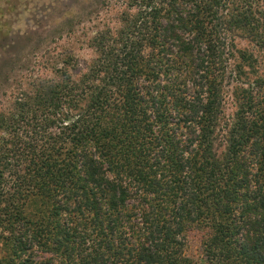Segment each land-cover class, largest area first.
<instances>
[{"label": "trees", "instance_id": "trees-1", "mask_svg": "<svg viewBox=\"0 0 264 264\" xmlns=\"http://www.w3.org/2000/svg\"><path fill=\"white\" fill-rule=\"evenodd\" d=\"M117 3L119 27L93 32L78 79L73 53L58 52L55 78L28 61L32 75L13 80L0 264H196L193 229L204 264H264V66L247 52L225 114L227 23L255 36L264 18L251 7L227 22L224 0L98 2Z\"/></svg>", "mask_w": 264, "mask_h": 264}, {"label": "rangeland", "instance_id": "rangeland-1", "mask_svg": "<svg viewBox=\"0 0 264 264\" xmlns=\"http://www.w3.org/2000/svg\"><path fill=\"white\" fill-rule=\"evenodd\" d=\"M98 2L99 0H12L11 2L0 0V27L6 25L9 30V35L0 39V67L7 65L3 69L1 78L7 77L11 81L9 85H3L0 90V110L5 111L8 109L6 107H11L13 104L11 95L18 91L13 80L32 75L27 71L30 68L27 65L28 61L34 62L33 66L37 67H32V70H37L40 76L53 78L54 70L64 67L61 60L65 57L57 59L56 53L72 52L75 63L68 67L72 77L78 79L87 70L94 57V51L87 45L93 32L105 24L108 25L109 21L110 27L118 28L117 18L120 11H123L121 3L113 4L104 10ZM224 2L222 16L227 22H232V16L243 13L251 7L258 16L264 18V0H224ZM99 14L101 17L98 16ZM258 34L251 36L247 30L237 29L231 23H227L226 38L232 51L230 66L231 73H234L228 79L229 84L225 93L227 118L235 111L233 94L237 83L233 80L238 76L235 70L242 67L241 69L248 71L240 58V53L251 54L260 66H264V29L258 31ZM15 61L18 67L12 71L8 65ZM260 71H264L263 67ZM187 237L185 255L196 264H204L202 249L204 232L193 229ZM1 254L0 250V257Z\"/></svg>", "mask_w": 264, "mask_h": 264}]
</instances>
